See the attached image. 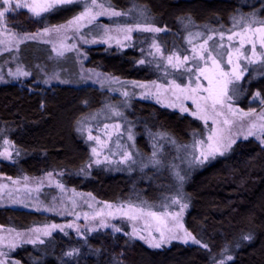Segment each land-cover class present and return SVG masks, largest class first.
Instances as JSON below:
<instances>
[{"label":"trees","instance_id":"16d2710c","mask_svg":"<svg viewBox=\"0 0 264 264\" xmlns=\"http://www.w3.org/2000/svg\"><path fill=\"white\" fill-rule=\"evenodd\" d=\"M110 3L112 8L129 13L120 22L147 20L166 29L158 34L166 53L175 49L185 53L210 33L239 29L233 24L241 17L251 19L255 14V19L264 20V0H110ZM81 5H66L40 18L27 11H15L9 15L8 24L19 32L35 33L64 24L77 15ZM196 33L202 35L197 37ZM87 56L88 68L125 80L163 79L160 68L139 63L143 56L139 46L119 49L99 45L90 48ZM21 60L33 76L22 83L0 84V148L8 139L18 150L14 161L0 163V172L15 178L59 174L64 185L114 204L142 206L141 202H146L159 209L164 203L171 204L166 197L180 198L188 205L187 230L209 248L183 242L152 248L129 235L125 226V233L111 230L85 236L75 232L55 233L44 243L21 246L12 254L13 258L21 264H213V256L217 262L231 256L233 259L227 264H264L263 143L253 137L238 140L224 155L196 168L179 192L169 172L173 165L180 170L178 149L187 150L194 141L204 138L207 126L190 114L153 101L130 98L123 119L128 132L131 129L133 134V146L144 156L141 167L129 171L105 166L89 169L91 145L81 130V122L121 98L92 85L36 83L43 77L39 65L49 63V67L50 62L35 43L23 45ZM239 87L243 97L240 100L234 96L237 105L246 111L264 107V67L251 69ZM257 92L260 96L254 98ZM157 134H166V138L160 139ZM154 145H162L170 153L160 154L162 168L149 161ZM56 220L57 217L38 211L0 208V224L19 230ZM246 236L251 239H244ZM74 249L78 250L75 255H65Z\"/></svg>","mask_w":264,"mask_h":264},{"label":"rangeland","instance_id":"374dc122","mask_svg":"<svg viewBox=\"0 0 264 264\" xmlns=\"http://www.w3.org/2000/svg\"><path fill=\"white\" fill-rule=\"evenodd\" d=\"M17 0H12V7H15V3ZM82 6V5H81ZM7 5L3 4V0H0V10H2ZM114 9V8H112ZM83 10V6L81 7V12ZM116 10V9H114ZM15 11H27L25 8L15 9L14 11L10 10L5 14V23L0 24V38L4 37L3 28L6 26L11 32L18 33L20 35L23 34H34V33H24L19 32L17 30L12 29L8 24L9 15ZM118 11V10H116ZM78 12V13H79ZM77 13V14H78ZM124 16L120 17H109V16H100L97 20L88 25L86 28L82 29L80 33L74 34L73 32H68L67 36L69 37L65 44L69 47L75 45L70 51H66L63 56H58L53 51L52 44L47 41L50 39L54 43L59 44V37L55 33H53L50 37H41L39 39L34 40H26L23 43L19 44L18 47L12 48L11 50H3V47L0 46V84H6L8 82H25L29 80L33 75L32 71L29 70L26 65L21 60V53L23 45L27 43H35L40 48H42L46 53V58L50 62L44 63L43 65H39L40 71L43 74V77L40 80L35 81L36 83H43L48 86H52L55 84H80V85H92L102 90H106L110 92L113 96H118L121 99L118 100L116 104L106 105L99 112L93 113L81 122V130L86 136V139L90 142L91 145V156L92 160L88 165V168L91 169L95 166H105L110 167L117 170H132L136 167H141L142 162L144 161V156L136 150V147L133 146L134 139L128 140L129 132L126 128L124 116V109L129 104L130 98H140L143 100H149L156 102L162 106L180 111L185 114L192 115L193 112L196 111V105L193 103L191 99H182L177 100L176 96L173 95L171 91H165L171 84V82L175 81L176 84H179L181 87L188 85L191 82V87L195 88L197 85L196 76L198 72L196 71L197 64L193 60V51L192 49L195 47L197 51L200 50V45L203 44L204 40L196 42L188 47V50L185 53L180 52L178 49H175L173 53H176L181 57L188 56L189 60L186 64L180 69H173L171 66L166 65V59L154 58L149 55V48L153 43V39L156 40L157 43L161 46L164 52V57L166 58L168 55L173 53H166L164 47L160 43L158 39L159 33H145V32H133L132 39L130 41H124L123 33H118L116 31L117 28L125 26V25H135L136 23L130 22H120V19ZM137 17V16H136ZM37 18V17H35ZM40 18V17H38ZM138 18H141L140 16ZM259 25H253V27H258ZM42 31V30H41ZM242 29H236L234 31H220L224 33V49H219L222 52L221 56H217V59L220 61V66L224 71H230L231 65L226 63L227 61V51H234L235 48L239 47V38L237 37L232 42H229L227 39L228 35H231L232 32H241ZM40 32V31H38ZM220 32L210 33L209 36H213V39L208 42V47L210 50H213V55H216V50L218 49L220 41ZM37 33V32H35ZM83 36L84 39H80ZM207 39V38H206ZM88 42L85 43L84 41ZM117 40H120L125 46L121 47L120 44L117 43ZM95 41V42H93ZM231 44V47H230ZM105 45L108 47H117L119 49H128L130 47L139 46L141 51L143 52V56L141 60H144L143 64H152L155 67H158L162 71V78L159 81H132L125 80L110 74L103 73L102 71L88 68L87 63V52L90 48ZM250 45H245V54L250 55ZM257 51H259V46L257 47ZM150 61V62H149ZM247 62L243 59L240 61L241 69L245 68ZM206 65L203 61H200L199 67L203 68ZM208 67H211L209 62ZM257 67H262L259 63L247 65V70L244 72V76L241 80L235 83V85L230 86L231 88H235V94H232L230 91V95H233L232 98V106L236 109H242L243 112L246 111L236 104L234 96L237 99H242L243 93L239 85L243 82L244 78L250 72V70L255 69ZM21 70L23 72L29 73L27 76H19L16 75L17 70ZM191 69L192 71H189ZM132 82H136V84H142L146 87H138L136 84ZM155 85H160L159 96L156 95L157 88ZM199 83L203 85V87H207V81L200 77ZM240 89V90H239ZM127 92L128 96L122 95V93ZM151 93V94H149ZM200 96L206 95L203 91L199 93ZM159 101V102H158ZM175 104L176 107H169L168 105ZM181 107L187 108V111H181ZM113 109L119 111L122 115L116 116L113 113ZM261 115H264V107L260 110H255L250 117H244L243 120L239 116L235 118V124L231 128V138L235 140V143L240 139H246L253 137L261 142L260 139L257 138L259 135V125L262 121L259 119ZM194 116V115H192ZM198 118L197 116H194ZM231 118V117H230ZM199 119V118H198ZM223 119V118H220ZM202 120V119H200ZM204 124L207 126V133L204 138H200L196 141L206 139L209 135V132L212 128L216 127L213 124L212 120L209 119L207 122L202 120ZM251 123H256L257 128L254 131L257 135L248 136V126ZM119 124V130L113 128V125ZM105 125L109 127L105 129ZM91 134L93 137L99 138V143L97 140H89L88 136ZM110 134V138L109 135ZM264 138V137H262ZM8 140V139H7ZM124 145V149H118L116 147L117 141ZM10 141V140H9ZM133 141V143H132ZM11 142V141H10ZM107 144V147H104L103 144ZM187 150L178 149V160L179 165L175 168L169 169L171 171L170 175L173 176V185L175 189L179 192H182L183 187L187 178L195 171L196 168H201L208 162H211L214 159H211L205 162L203 165H198L192 162V155L194 153L193 144ZM233 143L232 146L235 144ZM264 144V143H263ZM12 147H9V151L12 153L11 159H6L3 156H0L1 162L14 161L18 155V150L15 145L11 142ZM231 146V147H232ZM8 147L4 145L0 148V152L4 151L5 148ZM96 148L98 154H93L92 149ZM123 150H127L132 153V159L135 161H129L128 163H121V155L120 152ZM230 150V149H229ZM228 150V151H229ZM226 151V152H228ZM225 152V153H226ZM170 153L166 148H163L162 155L168 156ZM195 154H199V149H195ZM107 157V159H106ZM96 160H100V163H96ZM150 161V160H149ZM148 161V162H149ZM147 162V163H148ZM179 172V175L184 179L179 180L174 173ZM49 176L45 174L41 177H9L0 172V185H6L7 187L0 188V208L1 207H12L18 208L28 211H38L42 212L46 215L55 216L58 218L56 221H52L47 224L37 225L29 230H19L12 227L3 226L0 224V237H3V241H0V251L6 253L5 256H0V260L6 261V264H13V262H18L15 258H13L12 254L21 246L33 243H27L24 241H28L29 239H35L37 233H34L32 230L34 229H45L48 228L51 231V235L44 236L39 233L40 239L44 242L52 237L55 233H68L75 232L79 236H85L88 233H93L99 230H111L115 233H125V226L128 227L129 235L132 234L133 229L135 228L139 235L132 237L143 241L148 246L149 243L146 242V239L155 238L159 240V233L155 231L156 224L149 217H143L136 221L128 219L126 216L122 215L123 211H127L128 204H114L109 202L100 201L94 195L78 191L76 189L70 188L64 185L60 181L59 174L51 173ZM27 178V179H25ZM57 185H63V188L58 187ZM180 199V198H179ZM17 201V202H14ZM170 201V200H169ZM180 202L186 204L185 201L180 199ZM111 205L112 207H108ZM124 206L121 208V206ZM187 208L184 209L183 214L180 218V223L183 225V229H176L175 234L177 236H183L185 231L190 233L185 225V216L187 212ZM152 211L156 212H164V208H152ZM168 212L176 213L180 211L179 205H172L166 209ZM100 213V215H97ZM111 213V215H109ZM103 221V226L101 224ZM69 224L73 225V227H67ZM52 225H58L60 227L52 229ZM77 227H79L80 231L77 232ZM169 227H172V222L169 221ZM63 228V231H61ZM119 229V231H116ZM21 234L17 236L16 234ZM140 235L145 236L146 239H140ZM192 235V234H191ZM193 236V235H192ZM43 242V243H44ZM174 242H183L181 239H173L170 243H164L161 247L169 246ZM15 243L16 247L9 249L8 244ZM184 243V242H183ZM188 243H191L189 241ZM35 244H40L39 241ZM151 247V246H150ZM159 247V248H161ZM155 248V247H152Z\"/></svg>","mask_w":264,"mask_h":264},{"label":"snow or ice","instance_id":"6c2138e0","mask_svg":"<svg viewBox=\"0 0 264 264\" xmlns=\"http://www.w3.org/2000/svg\"><path fill=\"white\" fill-rule=\"evenodd\" d=\"M82 4L83 10L79 12L72 19L66 21L64 24L56 25L52 27H45L42 31L34 33V34H23L20 35L18 33L11 32L6 26L3 28L4 37L0 38V46L3 47V50H11L12 48L18 47L19 44L23 43L26 40H34L39 39L41 37H50L53 33L59 37V44L54 43L52 40H48V43L52 44L53 51L58 56H63L66 51H70L75 45L71 47L65 44V41L69 38L67 36L68 32H73L74 34H78L82 29L86 28L88 25L93 24L98 17L100 16H109V17H120L127 16L129 13L120 12L112 9L110 0H17L15 3V7H12V0H3V4L7 5L2 10H0V24L5 23V14L10 10L14 11L15 9L25 8L33 17H44L46 14L55 12L56 10L63 8L66 5L70 4ZM131 10H129L130 12ZM143 16V12L140 13ZM258 24V27H253V25ZM233 27H239L242 29L241 32H232L231 35L227 36L229 42H232L237 37L239 38V47L235 48L234 51H227V61L228 65H231L230 71H224L220 66V61L217 59V56H221L222 52L219 49H224V33L220 32V41L221 43L216 50V55H213V50H210L208 47V42L213 39V36H208L207 39L204 40L203 44L200 45V50L194 47L193 51V60L197 64L196 71L198 75L196 76L197 85L195 88L191 87V82L188 85L181 87L179 84H176L175 81L171 82L169 87L165 89V91H171L174 96H176L177 100L182 99H191L193 103L196 105V111L192 113V115L197 116L199 119L207 120L211 119L213 124L216 127L212 128L209 132V135L206 139H202L199 141H195L193 144L194 153L192 155V162L198 165H203L205 162L214 159L217 155H224L226 151H228L232 144L235 143V140L231 138V128L235 124V118L239 116L241 120L244 117H250L255 110H251L250 112H243L242 109H236L232 106V98L233 95H230V91L232 94H235V88H231L230 86L235 85L236 82L241 80L244 76V72L247 70V65L259 63L262 67H264V20L255 19V14H253L252 18L241 17L239 20H235ZM118 33H123L124 41H130L132 39V33L135 32H145V33H159L162 31H166V29L158 28L148 23L147 20L144 22H137L135 25H125L116 29ZM193 34L190 33L191 37ZM197 37L201 36V33L195 34ZM80 39H84L83 36ZM85 43L88 41L85 40ZM95 42V41H93ZM117 43L120 44L121 47L125 46L121 43L120 40H117ZM189 43H191V39H189ZM250 45V55L245 54V45ZM259 46V51H257V47ZM231 47V44H230ZM149 55L154 58L166 59V67L171 66L173 69H180L183 67L186 62L189 60L188 56H184L182 59L176 53L168 55L166 58L164 57V52L159 43L153 39V43L149 48ZM241 59L245 60L247 64L245 68L241 69L240 61ZM200 61H203L206 65L205 67H199ZM150 62V61H149ZM209 62L211 67H208ZM140 64L145 63L144 60L139 61ZM189 71H192L189 69ZM16 75L19 76H27L29 73L23 72L21 70H17ZM200 77H203L204 80L207 81V87H203L199 83ZM136 84V82H132ZM155 85V82H153ZM138 87H146L142 84H136ZM157 88L156 95L159 96L160 85H155ZM203 91L206 95L200 96L199 93ZM151 94V93H149ZM124 96H128L127 92L122 93ZM260 93H256L255 97H259ZM159 102V101H158ZM264 103V101H262ZM169 107H176L175 104L168 105ZM187 108L181 107V111H187ZM113 113L116 116L122 115L119 111L113 109ZM231 117V118H230ZM223 118V119H220ZM259 119L262 121L259 125V135L254 131L257 128L256 123H251L248 126V136L257 135V138L261 140V143H264V115H261ZM109 126L105 125V129ZM113 128L119 130L120 125L116 124L112 126ZM109 135L110 138V134ZM160 139H165L166 134H157ZM247 138V136L245 137ZM89 140H97L99 143L98 137H93L91 134L88 136ZM133 134L131 133V129H129L128 140H133ZM171 143H175V141H170ZM4 145L8 146L4 151L0 152V156L5 157L6 159L12 158V153L9 151V147H12L11 142L7 139L3 141ZM104 147H107V144H103ZM116 147L118 149H124L125 146L117 141ZM199 149V154H195V149ZM93 154H98L97 149H92ZM163 152L162 145H154V150L152 152V156L150 159V163L158 168H162L164 166L163 161L159 158L160 154ZM121 155V163H128L129 161H133L132 153L123 150L120 152ZM107 159V157H106ZM97 164L100 163V160L95 161ZM146 166V165H145ZM175 168V165L172 166ZM52 174L49 173V176ZM174 175L179 179L183 180L184 178L179 175V172H175ZM27 179V178H25ZM60 188H63V185H57ZM7 187L6 185H0V188ZM166 200L170 199L171 204L164 203L161 205L162 208L165 209L164 212H156L151 209L155 207L154 205H147L146 202H141L142 206L134 205L129 203L127 205V211H123L122 215L126 216L128 219L136 221L143 217L151 218L155 224V231L159 233V240L155 238L146 239L145 236L140 235V239H146V242L149 243L151 247L159 248L164 243H170L173 239H181L184 243H188L191 241L192 243L201 245L204 249H208V244H201V241L196 239L191 233L185 231L183 236H177L175 234L176 229H183V225L180 223V218L183 214L185 208L188 207L187 204H183L180 202L179 198H165ZM17 202V201H14ZM172 205H179L180 211L176 213L166 211ZM108 207H112L108 205ZM124 206L122 205L121 208ZM100 215V213H97ZM111 215V213H109ZM169 221L172 222V227H169ZM103 226V221H101ZM60 226L52 225L51 228L55 229ZM67 227H73V225L69 224ZM34 233H37L35 239H29L28 241H24L27 243H43L44 241L40 239L39 233L42 232L44 236L51 235V231L48 228L45 229H34L32 230ZM63 231V228H61ZM80 229L77 227V232L79 233ZM119 231V229H116ZM17 236L21 234L17 233ZM133 236L139 235V232L134 228L132 234ZM3 237H0V241H3ZM246 240H250V236L244 237ZM9 249L15 248V243L8 244ZM78 250H72L65 255L73 256L76 254ZM223 251H227V247ZM6 253L0 251V256H5ZM233 257L226 256L224 259L220 261H216L215 257H212L213 264H227V261L232 260ZM0 264H6V261L0 260ZM13 264H18V262H13Z\"/></svg>","mask_w":264,"mask_h":264}]
</instances>
